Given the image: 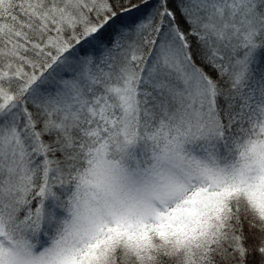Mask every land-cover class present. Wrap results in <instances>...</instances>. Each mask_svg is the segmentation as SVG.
<instances>
[{
  "label": "snow or ice",
  "instance_id": "snow-or-ice-1",
  "mask_svg": "<svg viewBox=\"0 0 264 264\" xmlns=\"http://www.w3.org/2000/svg\"><path fill=\"white\" fill-rule=\"evenodd\" d=\"M0 264H264V0H0Z\"/></svg>",
  "mask_w": 264,
  "mask_h": 264
}]
</instances>
